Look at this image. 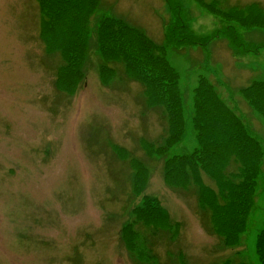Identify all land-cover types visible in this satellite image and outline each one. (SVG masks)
Instances as JSON below:
<instances>
[{"label": "rangeland", "instance_id": "374dc122", "mask_svg": "<svg viewBox=\"0 0 264 264\" xmlns=\"http://www.w3.org/2000/svg\"><path fill=\"white\" fill-rule=\"evenodd\" d=\"M177 2L178 39L233 28L244 46L166 44L176 16L165 0H0V264H264V165L230 187L248 158L206 132L205 164L181 163L200 146V79L264 151V101L242 96L264 82V0ZM105 15L166 46L183 133L164 106L148 108L143 69L101 45Z\"/></svg>", "mask_w": 264, "mask_h": 264}, {"label": "trees", "instance_id": "16d2710c", "mask_svg": "<svg viewBox=\"0 0 264 264\" xmlns=\"http://www.w3.org/2000/svg\"><path fill=\"white\" fill-rule=\"evenodd\" d=\"M165 1L176 16V26H173V28L171 27L169 32L166 34V44L170 45L171 37H174L176 39V44L205 47L213 39L219 37L220 35H225L227 39L232 41V44L236 45V47L240 48L244 46L240 43L236 33H234L236 29L233 28H228L221 34L219 33L208 39H198L188 32L184 33V35L178 39L177 35L180 29L187 31V25L183 22L182 17L180 16L183 7L177 2V0ZM92 12H94V10ZM100 22L101 24L98 28L99 31L102 32L100 36L101 45L118 46L124 49L125 51L120 54L127 60L129 67V61L132 60L131 62L133 64L144 70L140 71V76L143 82L147 81L145 85H148V97L146 98L147 100L149 98L151 101L150 103L148 100V108L161 109L160 107L164 106L165 113L167 111L170 113L169 116H167L169 121L179 129V133H183L184 105L181 90L179 88V73L171 66L166 58V46L156 45L155 42L148 39L145 34H142L139 30L130 27L120 19L107 17L105 15L104 18H101ZM106 30H109L108 34L105 33ZM202 78L204 77L202 76ZM198 84V87L194 90L193 98V125L196 130L200 146L193 154L181 157V163L194 165L205 164V157L201 156L202 152L206 150L204 148V141L202 140V132H206L209 139L210 135H212L211 142L215 144L216 141H212V139H214L213 134H216V136L221 138L224 135L225 139L230 140L229 142L233 140V143L237 144L238 142L241 144L239 150L245 155V157L247 156L246 158H248L246 164H240L241 166L238 165L237 174L231 179H227V184L230 186L233 179L237 180L240 178L241 181H243L247 174H252V177H255L253 180L256 181V179L261 176L264 165V151L261 142L257 141L256 138L248 132V134L245 133L246 128H244V124H238L239 117L237 113L235 114L234 110L229 108L227 104L219 98V94L217 93L213 83L200 79ZM154 96L156 98H154ZM242 96L247 102L257 106L256 102L259 100V97H261L264 101V82H254L252 86L246 88L242 92ZM153 99L155 100L153 101ZM230 124L239 126L241 129L238 132L239 134L236 133L234 136L229 134V131H231ZM221 129L223 133L221 132ZM242 133L246 134V136L243 137L242 135L241 138ZM225 143L226 142H224V144ZM224 147L225 146L220 147L219 150H222ZM216 149L217 148H214V150ZM236 154L239 156L240 160H243L237 151ZM179 158L180 157H175L174 159L178 160ZM231 159L232 155L227 157L226 160L229 161ZM193 160L196 162H193ZM234 183L235 181H233L232 184L234 185Z\"/></svg>", "mask_w": 264, "mask_h": 264}]
</instances>
